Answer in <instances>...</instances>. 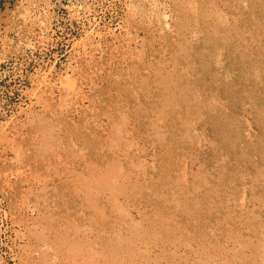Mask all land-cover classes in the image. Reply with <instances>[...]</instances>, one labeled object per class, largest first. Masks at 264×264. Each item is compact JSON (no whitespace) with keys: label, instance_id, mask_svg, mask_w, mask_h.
<instances>
[{"label":"rangeland","instance_id":"obj_1","mask_svg":"<svg viewBox=\"0 0 264 264\" xmlns=\"http://www.w3.org/2000/svg\"><path fill=\"white\" fill-rule=\"evenodd\" d=\"M23 6L0 264H264V0Z\"/></svg>","mask_w":264,"mask_h":264},{"label":"crops","instance_id":"obj_2","mask_svg":"<svg viewBox=\"0 0 264 264\" xmlns=\"http://www.w3.org/2000/svg\"><path fill=\"white\" fill-rule=\"evenodd\" d=\"M26 0H0V29L6 30L9 25L14 24L13 16H15L17 9L25 8L23 4Z\"/></svg>","mask_w":264,"mask_h":264}]
</instances>
